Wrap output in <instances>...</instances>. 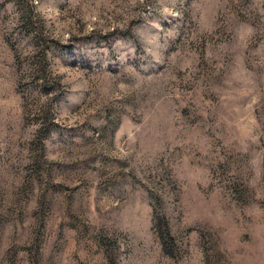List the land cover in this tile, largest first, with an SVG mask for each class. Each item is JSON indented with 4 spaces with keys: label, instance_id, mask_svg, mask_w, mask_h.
I'll return each instance as SVG.
<instances>
[{
    "label": "rangeland",
    "instance_id": "1",
    "mask_svg": "<svg viewBox=\"0 0 264 264\" xmlns=\"http://www.w3.org/2000/svg\"><path fill=\"white\" fill-rule=\"evenodd\" d=\"M0 264H264V0H0Z\"/></svg>",
    "mask_w": 264,
    "mask_h": 264
},
{
    "label": "trees",
    "instance_id": "2",
    "mask_svg": "<svg viewBox=\"0 0 264 264\" xmlns=\"http://www.w3.org/2000/svg\"><path fill=\"white\" fill-rule=\"evenodd\" d=\"M153 229L157 235L163 253H170L171 237L168 232L166 220L163 216L154 215L152 219Z\"/></svg>",
    "mask_w": 264,
    "mask_h": 264
}]
</instances>
